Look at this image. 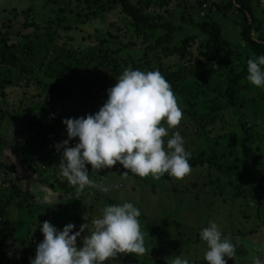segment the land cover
<instances>
[{
  "label": "rangeland",
  "instance_id": "1",
  "mask_svg": "<svg viewBox=\"0 0 264 264\" xmlns=\"http://www.w3.org/2000/svg\"><path fill=\"white\" fill-rule=\"evenodd\" d=\"M87 1L92 7L86 9L85 5L79 4L86 0H60L59 4H48L47 0H0V23L11 20L13 15L18 16L20 20H25L27 10L35 8V22L44 27L45 21L52 19L49 17H54L56 23L59 24L56 35L58 41L65 42L73 52V55L68 58L56 56L55 60V67L58 71H63L60 74L62 80L65 79L63 86L67 94L62 100L64 103L60 101L63 103L60 105L59 100L52 98L50 88L42 82L32 80L28 73L25 77L31 79V85H26L25 80L21 84L19 79L24 76H20L11 66H8V69H2L0 75V87L5 84L4 82L12 81V87L7 88L10 91L7 99L9 103L17 101L19 94H25L28 99L27 105L34 102L42 104V107L38 109L41 121L36 125L37 128L35 125L32 128L29 125L26 129L24 128L21 132L23 144L19 145V151L18 149L11 150L13 153H20L24 150L34 156L33 170L29 172L32 177L27 180L26 185L21 184V187L23 190L26 188L27 191H24L27 193H36L37 202L34 200L31 203L38 205L39 208L29 209L25 206L24 212L11 209L8 221L14 227L6 229L5 232L7 243L12 245L10 253L12 254L15 246H18V243L15 244V239L19 236H40L38 222L44 221L40 215H47L46 220L55 227H62V223L68 221L76 226L73 229L75 231L82 223L88 224L91 228L92 219L101 214L100 210L105 205L127 201L133 203L141 213L138 220L140 230L144 234L145 252L142 255L117 253L116 256L106 259L103 264H153L154 260L165 264L166 257L171 258L176 255L187 258L189 264H206L203 259L206 243L200 239L199 232L210 221L215 222L222 235L234 245L235 250L246 257L238 258L233 255L231 259L225 258L226 264H254V261L249 260L252 257L254 260L264 253V225L256 217V205L259 200L255 198L253 202H250L245 194L248 192L253 196L257 193L262 198L264 197V192H258L264 171V124H262L264 118L260 119L251 115L244 108H240L237 103L232 108V115H229L225 107L211 109L206 103L196 100V111L221 117L212 123L203 121L199 128L190 120L182 104L180 108L182 119L176 127L170 130V133L179 132L184 140L185 150L190 154L188 163L191 170L182 178L167 174L159 178H153L151 175L145 177L130 175L123 173L118 163L98 172L86 165L89 178L97 185L106 187L108 191L86 187L77 193L75 186L70 185L60 174L59 155H53L52 151L55 140L58 143L67 138L65 126L61 120L69 117H83L85 114L96 112L106 99L105 90L114 85L115 79L121 73L120 71L116 76L105 78L104 66L97 65L92 59H97L109 69H120L127 63L131 64L132 68L141 71L157 70L165 78L169 71H177L179 66L183 68L191 66L199 58L196 55L198 47L196 40L188 43L189 60L181 62L178 56L168 55L162 58L163 68H160L156 57L148 49V38L139 36L130 38L125 35L124 22L128 19L121 15L116 5L118 0H101V3L97 0ZM128 1L131 4H139L140 8L146 6V0ZM223 1L164 0L163 4L155 1L156 3L145 10V13L149 16L170 20L175 24L191 21L199 25L208 21L209 18L219 20L227 31L224 38L232 45L239 47L241 40L236 35V27L226 19H220L215 8L216 4ZM201 2L204 3L200 6ZM101 4L105 8V12L102 13L99 12ZM58 8H63L64 13L61 14ZM77 14L84 17H91L93 14L95 16L89 23L80 24ZM65 24L78 26V28L65 30L63 29ZM229 26L230 29L227 30ZM84 27L86 30H83ZM180 28L184 29L178 32L177 35L180 37L185 32L194 31L189 27L181 26ZM57 44L56 39L50 45L48 53H51L53 46ZM183 80L189 81L187 78ZM222 80L224 78H220V81ZM248 84V86H253L249 82ZM193 95L194 91H191L187 98L194 100ZM174 96L176 102L180 101L179 95L174 93ZM1 102L0 98V107ZM263 111L264 107L259 114ZM240 125L244 126L249 134L255 136L257 133L261 136H259L260 143L257 142L258 157L250 160L246 165H239L236 157H230L227 160L230 146H232L233 153L237 152L239 147L244 148L239 145L240 139L236 137L234 128ZM54 127H57V139L48 137ZM44 137L48 141L46 142L48 151L42 154L39 150L38 139ZM72 145L69 141V146ZM6 156L8 155L3 153L1 148L0 159L4 160ZM42 165H46V168L43 169ZM48 176L51 180L45 179L46 188L42 179ZM40 187L42 189L37 193L35 189ZM4 196L9 197L0 189V197ZM54 211L59 216L58 218L54 216ZM34 228H36L35 231H33ZM249 230L253 231V236L247 234ZM84 234L81 233V236ZM256 244L262 245L263 250L259 249L260 245ZM77 246H80L79 239ZM250 247L252 250L249 249ZM248 256L249 260H247Z\"/></svg>",
  "mask_w": 264,
  "mask_h": 264
},
{
  "label": "trees",
  "instance_id": "2",
  "mask_svg": "<svg viewBox=\"0 0 264 264\" xmlns=\"http://www.w3.org/2000/svg\"><path fill=\"white\" fill-rule=\"evenodd\" d=\"M155 1L160 4L164 2V0H146V6L140 8L139 4H131L128 0H118L116 5L119 7L121 15L128 19L124 22L125 35L130 38L136 36L148 38V49L156 57L160 68H163L162 58L168 55L178 56L181 62L189 60L188 43L198 41L196 55L199 58L196 59L195 63L186 68L179 66L177 71H169L165 75L172 92L180 97V101H177L178 106L181 108L184 104V108L189 114L188 117L194 122V125L199 128L203 121L212 123L221 118L220 115L196 111V100L206 103L211 109L225 107L229 115H232V108L237 103L240 108H244L251 115L260 119L264 118V111L259 114L264 107V89L248 86L249 84L245 79L247 59L264 54V0H224L220 4H216L215 8L218 15H220V19L224 18L236 27L237 30L235 31L236 33L238 31L237 35L241 40L239 47L232 45L230 41L224 38L226 29L220 24L219 20L215 21L209 18L208 21L199 25L191 21L175 24L161 17L147 15L145 10L154 5ZM59 2L60 0H47L48 4H59ZM97 2L101 3V0H97ZM202 3L204 2L199 5L201 6ZM79 4L85 5L86 9L92 7L87 0L86 2H79ZM99 8V12H105L102 4ZM58 10L61 14L64 13L63 8H58ZM27 11L25 20H20L18 16L13 15L11 20L0 23V75L2 69H8V66H11L20 76H24L19 79L21 84L25 80L26 85H31L30 78L42 82L50 88L52 98L59 100L60 105L62 102L64 103L62 100L67 94L65 86H63L65 79L62 80L60 74L63 71H58L55 67V60L56 56L68 58L73 55V52L70 51L71 49L67 47L65 42L58 41L56 35L58 34L59 24L56 23L54 17H49L52 19L46 20V25L43 27L35 22V8ZM17 13L20 14V12ZM93 16L84 17L77 14L80 24L89 23ZM181 26L192 28L194 31L185 32L180 37L177 35L178 32L184 31L183 28H180ZM55 27L58 29H54ZM76 27L78 28V26L73 27L65 24L63 29L73 30ZM83 30H86V27ZM56 39L58 44L53 46L51 53H48L50 45ZM92 60L97 65L104 66L103 75L105 78L116 76L120 71L122 73L125 68L134 69L131 64L127 63L120 69H109L97 59ZM26 73L31 77L26 78ZM182 77L187 78L189 81L185 82ZM220 78H224V80L220 81ZM4 83L0 87V98L2 100L0 107V151L1 148H4L3 145L6 142L10 143L13 137L18 136L23 131L25 124H29V127L35 125L36 128V125L41 121L38 109L42 107V104L36 102L27 105L28 99L25 94H19L17 101L9 103L7 99L10 91L7 88L12 87V81L9 80ZM191 91H194V100L187 98ZM60 101L62 102L60 103ZM7 104L13 105V107L11 108ZM234 128L236 137L240 139L239 145L244 148L239 147L238 151L233 153L232 146H230L227 160L230 157H236L239 165H246L250 160L258 157L257 142L260 143L261 136L257 133L255 136L249 134L242 125L240 127L234 126ZM52 132L53 136L51 138L57 139V127H54ZM46 142H48L46 137L38 139L39 150L42 154L48 151ZM54 143H56V140ZM20 144H23V141H18L15 149ZM10 145L14 146L15 143H10ZM17 167V164L5 163L0 159V189L7 196L9 195L8 198L5 196L0 197V264H30L32 257L35 255L36 245L43 239L42 236L36 235L19 236L18 239H15V244L18 243L19 247L15 246L13 253H10L12 245L9 242L7 243L5 232L6 229L14 227L8 221L11 211L17 209L18 212L20 210L24 212L26 210L25 206L29 209L39 208L38 205L31 203L35 200L36 193H27L24 191L26 188L23 190L21 187V184L26 185L27 180H30L32 176L22 174L19 168L17 170ZM123 171L126 170L123 169ZM126 173L134 175L130 171ZM260 181L258 192H264V171ZM41 189L42 187L35 189V191L39 193ZM245 195L250 202H253L255 198L259 200L256 205V217L264 225V197L262 198L257 193L251 196L248 192ZM35 201L37 202V200ZM54 216L59 217L56 212ZM47 217L44 214L40 215V218H43L44 221ZM68 223V221L62 223V227ZM62 227L57 226L56 228L59 230ZM247 234L253 236V231L249 230ZM240 240L243 241V239ZM261 246H259V249ZM249 249L252 250L251 247ZM234 255L238 258H246L236 250ZM257 258L264 260V253L254 258V260L253 257L249 260L248 256L247 260L256 261ZM153 264L162 263L154 260Z\"/></svg>",
  "mask_w": 264,
  "mask_h": 264
},
{
  "label": "clouds",
  "instance_id": "3",
  "mask_svg": "<svg viewBox=\"0 0 264 264\" xmlns=\"http://www.w3.org/2000/svg\"><path fill=\"white\" fill-rule=\"evenodd\" d=\"M245 79L264 89V54L247 59ZM105 91L106 99L96 112L61 120L67 138L53 145L59 152L60 174L77 193L86 187L108 191L89 178L86 165L98 172L118 163L126 170L123 173L153 178L165 174L182 178L190 172V154L182 136L178 131L170 133L180 123L182 110L159 71L125 68ZM73 139L75 143L69 146ZM100 211L91 228L82 223L75 231L72 223L57 230L47 220L38 222L43 239L30 264H103L117 253L145 252L138 220L141 213L133 203L109 204ZM199 237L206 243V264H226L225 258L234 255V245L215 222L202 228ZM165 264L189 261L176 255L166 257Z\"/></svg>",
  "mask_w": 264,
  "mask_h": 264
},
{
  "label": "crops",
  "instance_id": "4",
  "mask_svg": "<svg viewBox=\"0 0 264 264\" xmlns=\"http://www.w3.org/2000/svg\"><path fill=\"white\" fill-rule=\"evenodd\" d=\"M228 29H230V27H227V30ZM223 33H224V31H223ZM225 33H227V31H225ZM236 35H237V33H236ZM28 125L29 124H26L25 129L27 128ZM32 127L33 126H31V128ZM36 128H37V126H36ZM24 133H25V131H24ZM51 135H53L52 131L48 134V137L51 138ZM22 138H23V135L20 133L18 136L13 137L10 141V143H13V144L15 143L14 146H11L9 142L8 143L10 146H8L7 142H6L7 145L6 144L3 145L4 148H2V151H3V153H6V155H8V156H6L4 158V160L3 159H1V160L4 161L5 163H10V164L14 163L16 161V164L18 166L17 170L19 168V170L22 174H25L27 176H32V174H30L29 172H32V170H33V165H32L33 157H34L33 154L32 153H26L24 150H23V152L21 151L20 153H13V151H11V150H15L17 142L20 141ZM18 147L19 146H17V149H18ZM18 151H19V149H18ZM8 160H10V161H8ZM17 161H19V162H17ZM45 179L51 180V177L48 176L47 178L42 179L44 182V186H46V188H47V185L45 183ZM55 184H57V183H55ZM40 236H42L41 233H40ZM254 264H264V260H262L261 258H257L256 261H254Z\"/></svg>",
  "mask_w": 264,
  "mask_h": 264
},
{
  "label": "built area",
  "instance_id": "5",
  "mask_svg": "<svg viewBox=\"0 0 264 264\" xmlns=\"http://www.w3.org/2000/svg\"><path fill=\"white\" fill-rule=\"evenodd\" d=\"M203 8H205V7H203ZM53 135H51V137H52ZM70 143H72V144H74L75 142H74V139L73 140H70ZM52 154L53 155H59V152L58 151H56L55 149L52 151ZM42 168L43 169H45L46 168V165H42Z\"/></svg>",
  "mask_w": 264,
  "mask_h": 264
}]
</instances>
